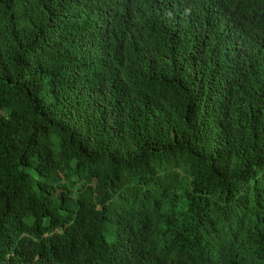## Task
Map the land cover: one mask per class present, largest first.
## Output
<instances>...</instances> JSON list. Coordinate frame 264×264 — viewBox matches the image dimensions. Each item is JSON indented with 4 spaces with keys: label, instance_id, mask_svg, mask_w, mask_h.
Wrapping results in <instances>:
<instances>
[{
    "label": "trees",
    "instance_id": "obj_1",
    "mask_svg": "<svg viewBox=\"0 0 264 264\" xmlns=\"http://www.w3.org/2000/svg\"><path fill=\"white\" fill-rule=\"evenodd\" d=\"M0 264H264V0H0Z\"/></svg>",
    "mask_w": 264,
    "mask_h": 264
}]
</instances>
